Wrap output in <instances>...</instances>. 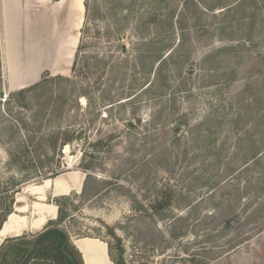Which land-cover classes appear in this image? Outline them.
Masks as SVG:
<instances>
[{
    "label": "rangeland",
    "instance_id": "374dc122",
    "mask_svg": "<svg viewBox=\"0 0 264 264\" xmlns=\"http://www.w3.org/2000/svg\"><path fill=\"white\" fill-rule=\"evenodd\" d=\"M203 2L212 9L199 0H85L74 72L42 74L31 98L3 89L0 208L56 210L61 199L59 226L73 240L105 243L106 264H264V172L228 173L253 141L264 145V0ZM25 11L35 56L50 12ZM237 114L241 149L228 123ZM70 175L81 191L53 197ZM8 245L0 264L20 261L17 250L5 256Z\"/></svg>",
    "mask_w": 264,
    "mask_h": 264
},
{
    "label": "crops",
    "instance_id": "0c3cea01",
    "mask_svg": "<svg viewBox=\"0 0 264 264\" xmlns=\"http://www.w3.org/2000/svg\"><path fill=\"white\" fill-rule=\"evenodd\" d=\"M64 1L66 0H58L55 3L51 0H0V45L8 91L18 92L35 85L41 79L42 74H47L53 78H62L72 73V66L79 45V34L85 12V0L80 10L76 3L72 0H67L74 8L71 12H68L67 6L65 7L64 5ZM44 7L50 12V28H48L49 39L43 44L45 51H39V53L34 56L32 45L25 41L23 36L25 29L24 24L29 22V18L26 15L27 11L25 10L31 8L32 10L38 11L40 8ZM29 58L32 59L28 64L30 61ZM11 63H13V67H10ZM37 63H40V65L38 66ZM78 177L79 176H74L73 178L70 175L68 178L58 180L60 188H58L55 193L53 192V197L66 195L72 192L78 194L81 191ZM83 180L84 175L82 182ZM71 181H75L79 185L77 187L73 186ZM49 184L50 181L47 180L43 187L48 188ZM35 194L39 196V201L44 200L42 194ZM35 204L37 203H34V205ZM34 205L31 207V210L25 205L12 206L14 212L12 211V213L5 218V221L0 227V233L10 217H15L16 222L13 228H11V232L2 237L0 246L5 244L6 240L22 237L24 233L33 234V232H39L38 234L35 233L36 235L33 236L36 238L43 230L47 229V225L50 222L52 223L57 220L58 208L56 205V210L49 209L47 208L49 206L46 205H38L33 211ZM48 210L53 213L51 217L37 218L39 213L43 214ZM25 212H29V215H25ZM33 213L35 216L34 218ZM58 228L64 229L60 226H58ZM64 230L66 231L69 242L72 243L75 250L81 255L83 264L84 260L82 254L76 245L84 239L73 240L70 233L66 229ZM99 242L102 243L101 241ZM102 244L107 255L106 244Z\"/></svg>",
    "mask_w": 264,
    "mask_h": 264
},
{
    "label": "trees",
    "instance_id": "16d2710c",
    "mask_svg": "<svg viewBox=\"0 0 264 264\" xmlns=\"http://www.w3.org/2000/svg\"><path fill=\"white\" fill-rule=\"evenodd\" d=\"M202 2L205 4V2H203V0H199V2ZM207 6V5H206ZM85 8L87 10V4H85ZM208 10H211L212 7L207 6ZM170 27H173L172 21L170 22ZM78 50L79 47L77 48L76 51V55H75V61L73 63L72 66V72H74L75 68H76V57L78 56ZM225 51V50H224ZM169 56V55H168ZM167 56V57H168ZM155 63H159L158 66L163 62L162 57L161 56H157V58H155ZM141 69L143 71H146L149 69L150 73L153 70V66L151 67H145L144 64H142ZM233 73V72H232ZM4 74H3V66H2V56H1V45H0V99H2V95H3V89L6 88V80L3 78ZM47 76V74L44 75V77ZM58 79H62L61 77H58ZM151 84H146L147 88L150 86ZM40 83H37L35 85H32L31 87H28L26 89L20 90L18 92H14L13 94H8V98L12 95H18V96H25V98H28L31 96L34 97L36 96V92L37 90H39ZM35 92V93H33ZM33 93V94H32ZM11 96V97H12ZM86 97V96H85ZM22 99V102L24 101V99ZM259 111L256 114V117L260 116L259 115ZM262 119H264V116H261ZM243 119L240 117L239 114H237L235 116V118L233 120H231L230 122H228L230 125H233L234 128H236L240 122H242ZM253 121H255V118H253ZM221 124V123H219ZM236 135H238V127L236 128ZM247 136V132L244 133V136H236V144L238 146L239 149H241L242 144L246 141V137ZM70 140H68L69 142ZM64 143H67V141L64 140ZM63 143V144H64ZM258 145H255V142H252V149L253 150H249V152H245L242 163L240 164V166L232 171H229V175H231L232 173L238 172V174L242 173V171H248L250 167H252L253 165H258L262 168V172H264V145H262L261 141H257ZM222 164V161L219 158L215 159V167L219 168L220 165ZM261 174V173H260ZM260 181H262V179H260ZM170 197L164 198L162 199L159 204L158 207L159 208H165L170 204ZM61 200V199H60ZM60 200H55L54 203L58 208V218L56 220V223H51L50 225L48 224L47 229L48 231L43 234L42 236L39 237V239L36 241L34 248L30 251L29 248L30 246L35 242V237H32V239H28L27 236H22L19 238H14L11 240H6L5 243H9V245L7 246V251L5 252V256H8L11 251L17 250L21 253V256H19L20 261L14 264H82V260L80 258V260H78L77 258L74 257V255L72 254L71 250H70V242L69 240L66 242V238H67V234L66 231L64 229H60L57 230L56 228L61 224V222L64 221V214L61 210V203ZM0 213L3 214L2 216V220L0 221V227L2 225V223L5 221V218L10 215L12 213L11 209H3L2 207L0 208ZM230 222L227 223V225H229ZM65 244V252L66 254L72 256L73 261L69 260L66 256V254L62 253L61 248L62 246ZM4 244H2L0 246V252L2 251V247ZM18 257V255L16 256ZM115 264H123L121 261L120 262H115Z\"/></svg>",
    "mask_w": 264,
    "mask_h": 264
},
{
    "label": "bare ground",
    "instance_id": "6f19581e",
    "mask_svg": "<svg viewBox=\"0 0 264 264\" xmlns=\"http://www.w3.org/2000/svg\"><path fill=\"white\" fill-rule=\"evenodd\" d=\"M72 1L78 5L79 10L82 9L84 0H72ZM81 100L85 102L84 99H81ZM71 184L76 187L79 185L75 181H71ZM52 215L53 213L50 210H48V211H45L43 214L39 213L37 218H46V217H51ZM15 220H16L15 217H10L7 223H5L0 233V242L3 236L11 232V228H13V225L16 222ZM102 243H100L97 240H88V239H84L81 242L77 243L76 246L78 250L81 252L83 260H84L83 264H106V251Z\"/></svg>",
    "mask_w": 264,
    "mask_h": 264
},
{
    "label": "water",
    "instance_id": "95a60500",
    "mask_svg": "<svg viewBox=\"0 0 264 264\" xmlns=\"http://www.w3.org/2000/svg\"><path fill=\"white\" fill-rule=\"evenodd\" d=\"M56 229H57V230H60L58 227H57ZM47 231H48V229L43 230V231H42V232L36 237L35 242H34V243L30 246V248H29L30 251L34 248V245H35L36 241L39 239V237L42 236L43 234H45ZM67 241H68V237L66 238V242H67ZM61 251H62V253L66 254V252H65V244L62 246ZM66 256H67V258H68L69 260H71L72 262H74L72 256H70V255H68V254H66Z\"/></svg>",
    "mask_w": 264,
    "mask_h": 264
}]
</instances>
